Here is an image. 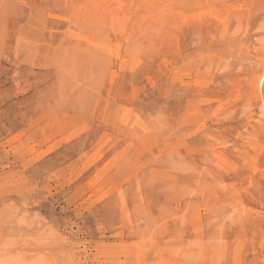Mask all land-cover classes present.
I'll list each match as a JSON object with an SVG mask.
<instances>
[{
  "label": "rangeland",
  "instance_id": "374dc122",
  "mask_svg": "<svg viewBox=\"0 0 264 264\" xmlns=\"http://www.w3.org/2000/svg\"><path fill=\"white\" fill-rule=\"evenodd\" d=\"M0 264H264V0H0Z\"/></svg>",
  "mask_w": 264,
  "mask_h": 264
}]
</instances>
